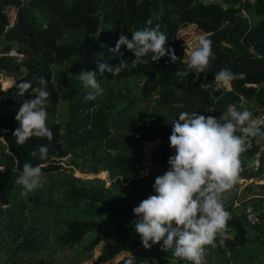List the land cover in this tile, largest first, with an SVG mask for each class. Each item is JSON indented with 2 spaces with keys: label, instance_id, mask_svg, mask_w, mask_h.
<instances>
[{
  "label": "trees",
  "instance_id": "16d2710c",
  "mask_svg": "<svg viewBox=\"0 0 264 264\" xmlns=\"http://www.w3.org/2000/svg\"><path fill=\"white\" fill-rule=\"evenodd\" d=\"M220 1L223 4L202 0H0V79H11L4 87L0 80V165L6 167L0 179L7 200L0 206L3 264H79L84 260L142 264L144 258L137 247L141 238L130 223L136 219L133 208L155 194V178L168 170V158L175 154L168 139L172 121L151 115L148 94L155 91L161 106L177 105L180 112L217 118L231 105L252 115L264 110V0ZM9 8H13L11 16ZM148 19L167 35L166 46L174 49L176 63L167 55L155 63L149 53L143 58L146 63L133 66V54L122 46L127 67L115 75L97 72L104 95L86 101L89 89L76 75L82 69L95 70L98 61L118 63L108 48L115 47L122 33L131 39V31L144 27ZM188 25L212 42L213 56L198 79L195 72L186 77L175 75L177 70L190 71V54L179 34ZM78 28L82 32L74 33L73 41L63 40L68 31ZM55 64L71 68L57 72L66 89L53 80ZM221 69L245 75L221 87L214 78ZM41 76L50 93L46 125L53 140L33 136L17 145L12 136L18 127L14 117L32 93L29 89L16 96V84L30 81L36 87ZM61 97L66 107L56 117ZM57 141L66 150L64 158L55 156L52 142ZM143 143L148 145L145 151ZM41 145L48 146L46 160L30 155ZM249 154L247 149L240 154L244 173L264 177V150L259 167L245 172ZM25 162L39 165L45 175L40 188L21 195L22 187L15 179ZM73 169L93 174L106 171L108 184L99 176H75ZM224 207L230 218L223 236L217 234L213 244L204 246V260L208 264H264V214L259 223L249 224L230 204ZM58 250L64 251L63 256H55ZM154 258L164 261L156 253ZM177 262L190 264L178 258Z\"/></svg>",
  "mask_w": 264,
  "mask_h": 264
},
{
  "label": "clouds",
  "instance_id": "9594fccd",
  "mask_svg": "<svg viewBox=\"0 0 264 264\" xmlns=\"http://www.w3.org/2000/svg\"><path fill=\"white\" fill-rule=\"evenodd\" d=\"M131 39L121 34L114 48H108L111 58L118 57V63L98 61L95 70L82 69L77 78L89 89L85 100H96L104 95V88L97 79V72L118 74L127 67L121 47L125 46L133 54V66L146 63L143 59L151 53L152 61L158 62L169 56L171 63L178 57L167 44V35L151 19L145 26L131 31ZM211 40L200 36L187 56L190 71L177 70L175 75L186 77L190 72L199 78L208 68L213 56ZM102 47H107L102 45ZM243 73L234 74L229 69H221L215 74L219 86L224 87L236 78L243 79ZM38 86L23 81L16 84V96H23L29 89L31 99L20 104L14 119L18 127L13 131L17 145H24L35 136L53 140V133L47 127L46 107L50 93L47 80L38 78ZM195 83V79L193 80ZM179 94V93H178ZM169 146L175 154L168 158V170L155 178L152 185L154 195H149L133 208L136 216L133 225L140 236L144 248L162 242V250L171 251L169 264H177L176 259L187 260L190 264H205V245H211L217 234L223 236L230 213L225 210L222 193L232 188L240 171V154L245 151L246 137H262L264 118H252V113L229 106L227 113L220 117L205 116L197 112H180L178 119L171 122ZM243 135H237V132ZM48 146L41 145L33 150V158L46 160ZM0 165V172L5 171ZM43 172L39 165L25 162L15 184L22 187L21 195H27L42 186ZM151 242V243H150ZM223 239L220 243L223 244ZM128 264H134L132 260Z\"/></svg>",
  "mask_w": 264,
  "mask_h": 264
},
{
  "label": "built area",
  "instance_id": "2783aa9c",
  "mask_svg": "<svg viewBox=\"0 0 264 264\" xmlns=\"http://www.w3.org/2000/svg\"><path fill=\"white\" fill-rule=\"evenodd\" d=\"M1 85L3 86V83L1 81ZM253 119L257 118H264V110L258 111L255 114L252 115ZM262 131H264V126L261 128ZM237 135H243L239 131L237 132ZM245 149L250 151L249 156L245 160V172H248L249 170H255L259 167V157L262 150H264V138L262 137H246L245 138ZM93 174V173H91ZM104 184L108 183L107 178V172L104 171L103 176ZM249 183H254L261 185L262 192L260 194H254L253 196H250L245 199L235 200L231 203V207L233 210L237 213H242L245 221L249 224H257L261 220V213L264 214V178H256L248 176L247 173H244V167L242 164H240V171L237 177V180L235 184L232 186L230 191L233 192V194L236 196L239 194L238 189L239 187H245ZM255 197V201H252L251 198ZM0 264H3L2 258L0 256ZM142 264H152V262H148L146 258L142 260Z\"/></svg>",
  "mask_w": 264,
  "mask_h": 264
},
{
  "label": "rangeland",
  "instance_id": "374dc122",
  "mask_svg": "<svg viewBox=\"0 0 264 264\" xmlns=\"http://www.w3.org/2000/svg\"><path fill=\"white\" fill-rule=\"evenodd\" d=\"M202 1H204V2L218 1V2L222 3L220 0H202ZM12 12H13V8H9V10H8L9 16H11ZM80 32H82V29L81 28L72 29V30H70V31L67 32V34L64 36L63 40L64 41H73V39H74V33H80ZM179 34L182 37L185 38L186 54H190V51L194 47V43L198 40V38L201 35L196 32V30L194 29V27H192V25H188V26H185V27L181 28L179 30ZM53 69H54V75H53L54 82L56 84H60L62 87H64L66 89V87L62 84V81H61L60 77L58 76L57 72L58 71L69 72V71H71V68L69 66H67V65L55 64L54 67H53ZM1 81H2L3 87H4L5 85H7V84H9L11 82V79L4 78ZM156 94L157 93L154 91V92L148 94V96H147V98H148L147 100H149V103H150L149 109H150L151 115L154 118H159V119L168 120V121H172L173 118L178 119V115H179L180 111H178L177 105H169V106H165V107L164 106H161L160 103H159V100L156 99ZM65 107H66L65 99L61 97L60 100H59V102H58V104H57V106H56V111H55L56 117H60L61 116V112H64V108ZM242 109L243 108H240V110H242ZM147 146H148L147 144L143 143V149H144V151H145V149H147ZM64 157L65 156H63L61 158H64ZM64 170L67 171L66 168H64ZM100 172H102V171H99L97 173L91 174V173H84V172L81 173V172H78L76 169H73L71 171V173L73 175L80 176V177H84V178H88V177H92V176H99V177L103 178L104 173L100 174ZM142 172H146V171L145 170H142ZM43 175H45V174H43ZM227 195H225V197L222 196V198H221L222 199V202L228 200L229 196H227ZM244 196H246V195H243L242 198ZM0 206L3 207L5 205H1L0 204ZM51 226H53V224H51ZM0 229H1V226H0ZM0 233H2V232H0ZM50 235L51 234L49 233L48 236L50 237ZM3 245H4V241H3ZM98 247H99V245H96L94 247V252L93 253H95V254L97 253ZM63 252L64 251H62V250L61 251L58 250L57 251V254H55V256H59L60 254H61V256H63ZM3 254H4V252L2 253V255ZM115 259H117V256L113 258V260H115ZM88 264H90V260H89V263Z\"/></svg>",
  "mask_w": 264,
  "mask_h": 264
},
{
  "label": "crops",
  "instance_id": "0c3cea01",
  "mask_svg": "<svg viewBox=\"0 0 264 264\" xmlns=\"http://www.w3.org/2000/svg\"><path fill=\"white\" fill-rule=\"evenodd\" d=\"M259 177L262 179L264 178L263 176H257L256 178H259ZM238 192H239V194L236 196L230 190H227L224 193H222V196H224V197L227 194H228L227 196H229L228 200L223 201V205H227V204L231 205V203L235 200L234 198H236L237 200H240V199H245V198H248L250 196H253L254 194H260L262 192V187H261V185H258V184L249 183L245 187H242V188L239 187ZM243 195H246V196H244L242 198ZM252 199L253 198H251V200ZM0 232H2L1 229H0ZM3 241H4V238L2 237V233H0V256L1 257H3L2 253L5 250V246L3 245ZM137 247H138V251H140L141 254L143 255V258H146L147 260L151 261L152 264H169V260L171 258V251H168V252L163 251L162 250V242L160 244H154L148 249L144 248L142 245V242H140V244H138ZM125 253L126 252L123 251L117 257H120L121 254H125ZM155 253L158 254L159 258L164 259V261L156 262V259L154 258ZM162 255H165L168 258L163 257ZM175 259L177 261V258H175ZM88 263H89V260H84V261L79 262V264H88ZM205 263L208 264L207 261H205ZM90 264H91V260H90Z\"/></svg>",
  "mask_w": 264,
  "mask_h": 264
},
{
  "label": "water",
  "instance_id": "95a60500",
  "mask_svg": "<svg viewBox=\"0 0 264 264\" xmlns=\"http://www.w3.org/2000/svg\"><path fill=\"white\" fill-rule=\"evenodd\" d=\"M52 146L56 150L55 156L57 157L66 156V150L61 146V141L52 142ZM6 203H7V200H6V194H5V183L0 179V204L6 205ZM162 256L168 258L165 255H162Z\"/></svg>",
  "mask_w": 264,
  "mask_h": 264
}]
</instances>
